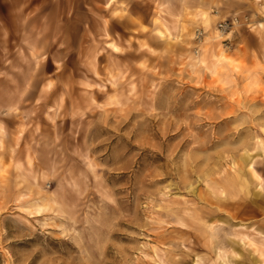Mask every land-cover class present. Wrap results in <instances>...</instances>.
I'll use <instances>...</instances> for the list:
<instances>
[{
  "label": "rangeland",
  "instance_id": "1",
  "mask_svg": "<svg viewBox=\"0 0 264 264\" xmlns=\"http://www.w3.org/2000/svg\"><path fill=\"white\" fill-rule=\"evenodd\" d=\"M196 1L0 0V264H264V0Z\"/></svg>",
  "mask_w": 264,
  "mask_h": 264
},
{
  "label": "bare ground",
  "instance_id": "2",
  "mask_svg": "<svg viewBox=\"0 0 264 264\" xmlns=\"http://www.w3.org/2000/svg\"><path fill=\"white\" fill-rule=\"evenodd\" d=\"M206 5L205 1L204 0H199V1H196L195 3V6L199 11L202 10L200 7ZM203 17L206 18V20L208 19V11H204L203 12ZM250 168H252V165H250ZM253 176H255L253 173H252ZM260 178V177H259ZM259 188H258V191H257V194H256V197H257V201H255V203L259 206H262L264 205V179H259ZM225 264H228V263H225Z\"/></svg>",
  "mask_w": 264,
  "mask_h": 264
},
{
  "label": "built area",
  "instance_id": "3",
  "mask_svg": "<svg viewBox=\"0 0 264 264\" xmlns=\"http://www.w3.org/2000/svg\"><path fill=\"white\" fill-rule=\"evenodd\" d=\"M235 21V18L233 20H222L219 23V26L225 30H227L228 28H230V26L232 25V23Z\"/></svg>",
  "mask_w": 264,
  "mask_h": 264
}]
</instances>
